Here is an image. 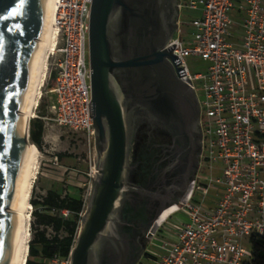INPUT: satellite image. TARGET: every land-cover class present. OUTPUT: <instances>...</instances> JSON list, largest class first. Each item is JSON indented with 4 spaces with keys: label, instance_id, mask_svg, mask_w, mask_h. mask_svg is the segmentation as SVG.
I'll list each match as a JSON object with an SVG mask.
<instances>
[{
    "label": "built area",
    "instance_id": "built-area-1",
    "mask_svg": "<svg viewBox=\"0 0 264 264\" xmlns=\"http://www.w3.org/2000/svg\"><path fill=\"white\" fill-rule=\"evenodd\" d=\"M92 4L57 2L56 46L43 87L56 98L50 104L52 118L43 119L83 137L96 154L89 48ZM184 11L199 15L183 23ZM179 12L178 29L165 49L173 51L179 79L197 98L203 93L198 98L201 166L187 193L166 207L158 219L171 212L149 231L153 241L162 232L168 238L153 261L252 264V238H264V0H180ZM184 26L193 29L191 39L185 38ZM189 59L208 63L207 70L193 73ZM52 82L54 87L48 89ZM50 162L56 167L62 163L57 155ZM176 215L182 220L168 228Z\"/></svg>",
    "mask_w": 264,
    "mask_h": 264
},
{
    "label": "water",
    "instance_id": "water-1",
    "mask_svg": "<svg viewBox=\"0 0 264 264\" xmlns=\"http://www.w3.org/2000/svg\"><path fill=\"white\" fill-rule=\"evenodd\" d=\"M50 0H0V264H11V212L32 148L21 114L38 59V35ZM169 0H93L90 31L96 174L70 264H137L122 209L130 191L133 113L148 110L194 138L200 107L179 79L172 50ZM202 135L200 139V153ZM165 209V208H164ZM160 210L145 234L154 230Z\"/></svg>",
    "mask_w": 264,
    "mask_h": 264
},
{
    "label": "flooded vegetation",
    "instance_id": "flooded-vegetation-1",
    "mask_svg": "<svg viewBox=\"0 0 264 264\" xmlns=\"http://www.w3.org/2000/svg\"><path fill=\"white\" fill-rule=\"evenodd\" d=\"M169 1L168 16L172 23L170 40L178 29L180 0ZM200 120L192 138L177 126L159 121L142 107L134 110L130 191L122 209V216L128 223L124 231L131 239L130 260L142 258L146 250L144 238L147 228L162 206L183 198L198 173L201 166ZM170 212L165 211L155 226Z\"/></svg>",
    "mask_w": 264,
    "mask_h": 264
},
{
    "label": "rangeland",
    "instance_id": "rangeland-1",
    "mask_svg": "<svg viewBox=\"0 0 264 264\" xmlns=\"http://www.w3.org/2000/svg\"><path fill=\"white\" fill-rule=\"evenodd\" d=\"M199 12L184 11L182 13L183 23H189L191 20L197 18ZM185 38L191 39L193 29L184 26ZM189 66L193 73H203L208 68V63L202 60L189 59ZM55 77V76H54ZM45 83V82H44ZM44 87V86H43ZM54 83H50L48 89H52ZM47 88H43V96L41 97L37 108L35 109L34 116L30 120V125L34 120H39L43 115L52 118L50 111V104L56 98L54 94H47ZM198 98H203V93L198 92ZM45 133L43 141V149L40 151V169L39 174L35 180L34 186L36 187V196L40 198L46 195L47 191L54 190L62 195L73 194L83 197V199H90L93 187V181L86 179V175L93 180L92 171L96 165L97 155L93 152V147H89L88 143L83 137L73 134L65 128H61L52 120L46 119ZM31 142V141H30ZM32 143V142H31ZM66 154L67 159L63 160L60 167L54 166L50 160L57 154ZM213 198V197H211ZM174 203H169L162 206V209ZM35 208H32V212ZM182 215H176L169 220L167 227L182 220ZM183 217V216H182ZM160 228V227H159ZM31 239L34 237L36 229H42L40 224L36 221L34 215L31 214ZM49 233H52L49 230ZM149 232L145 234L146 250L143 252L142 258L137 264H154L152 255H159L162 253L160 248L161 243L168 239L162 232L153 241ZM151 241L153 243H151ZM247 248L250 250L251 245L248 243ZM68 260H50L45 261V264H67Z\"/></svg>",
    "mask_w": 264,
    "mask_h": 264
},
{
    "label": "trees",
    "instance_id": "trees-1",
    "mask_svg": "<svg viewBox=\"0 0 264 264\" xmlns=\"http://www.w3.org/2000/svg\"><path fill=\"white\" fill-rule=\"evenodd\" d=\"M41 116L30 125V141L42 151L45 122ZM62 162L67 159L66 154H57ZM86 179H90L86 175ZM31 204L35 208L32 212L42 229H36L34 237L29 244L27 264H45L50 260H69L71 251L76 243L82 216L86 210L88 200L73 194L62 195L49 190L46 195L37 198L34 186L31 196ZM68 211V216L63 215ZM49 230L52 233H49ZM253 262L252 264H264V238L253 237Z\"/></svg>",
    "mask_w": 264,
    "mask_h": 264
},
{
    "label": "bare ground",
    "instance_id": "bare-ground-1",
    "mask_svg": "<svg viewBox=\"0 0 264 264\" xmlns=\"http://www.w3.org/2000/svg\"><path fill=\"white\" fill-rule=\"evenodd\" d=\"M58 0H50L46 14L43 18L38 41L41 50L34 66L30 84L27 89L26 97L22 106L21 114L27 116L28 122L34 116L41 97L43 96V86L48 70V60L50 53L55 50V11ZM26 143L32 148L23 175L20 179L18 189L11 206V212L15 219V242L14 253L11 264H27L29 255V244L31 241V196L35 180L40 169V151L36 145L30 142L29 134L26 131ZM93 177L96 169L92 171Z\"/></svg>",
    "mask_w": 264,
    "mask_h": 264
}]
</instances>
